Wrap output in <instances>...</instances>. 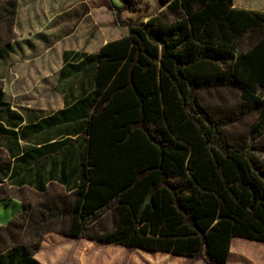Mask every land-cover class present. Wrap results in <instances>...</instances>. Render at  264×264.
I'll return each mask as SVG.
<instances>
[{"label": "trees", "instance_id": "16d2710c", "mask_svg": "<svg viewBox=\"0 0 264 264\" xmlns=\"http://www.w3.org/2000/svg\"><path fill=\"white\" fill-rule=\"evenodd\" d=\"M119 1L127 34L61 74L93 76L79 182L32 200L23 189L22 212L0 225V264H42L50 232L206 264L228 263L236 237L264 242V10L161 0L147 21H123L143 0ZM17 15L18 0H0V46ZM212 88L235 90L252 119L242 147L201 102Z\"/></svg>", "mask_w": 264, "mask_h": 264}, {"label": "crops", "instance_id": "0c3cea01", "mask_svg": "<svg viewBox=\"0 0 264 264\" xmlns=\"http://www.w3.org/2000/svg\"><path fill=\"white\" fill-rule=\"evenodd\" d=\"M107 1L18 0L15 37L9 46H0V61L6 59L4 52L12 50L13 42L18 39L36 41L39 45L47 42L48 55L54 48L49 42L67 40L73 36V28L77 29L81 24L90 26L91 30V34L79 36L81 40L92 36V33L96 35L98 25L100 34L91 39L94 43L89 49L83 50L79 44L76 48L60 50L62 62L57 72L58 81L53 84L55 92L50 96L20 97L9 93L7 87L0 83L3 94L0 96V204L18 205L19 209L13 216L23 210V189L39 192L52 185H60L74 190L79 182L89 142L87 121L95 109L90 95L93 76L85 78L83 69L75 79H61V74L63 71L68 76L71 65H78L84 55L96 54L107 42L127 34V27L123 31H101L104 21L116 23L115 13L109 10ZM160 2L158 0V8ZM234 6L238 7L235 3ZM63 34L65 36L62 37ZM98 42L99 48L93 49ZM66 52L67 59L64 58ZM38 84L52 89V83L49 85L45 80Z\"/></svg>", "mask_w": 264, "mask_h": 264}, {"label": "rangeland", "instance_id": "374dc122", "mask_svg": "<svg viewBox=\"0 0 264 264\" xmlns=\"http://www.w3.org/2000/svg\"><path fill=\"white\" fill-rule=\"evenodd\" d=\"M107 2L111 11H113L112 7L121 6L119 0H108ZM234 3L238 8L264 10V0H234ZM159 9L158 0H143L137 7V11H123L121 19L123 21L146 20ZM126 16H129L130 19H126ZM89 27L81 24L77 29L73 28L74 34L67 40L49 42L51 43L49 45L54 48L49 51L48 55L45 47L47 42H41V45L36 41L24 39L13 42V49L4 52L6 59L0 61V83L7 87L9 93L13 92L20 97L38 98L52 95L53 91L55 92L53 84L58 81L57 72L62 62L60 50L64 47L76 48L79 44H82L83 50L89 49L94 43V40L91 39L100 34L98 25L96 35L92 33V36L84 37L81 40L79 36L82 37L83 33L91 34ZM101 27V31L105 32L103 30L108 29L123 31L127 26L104 21ZM79 30L82 31L81 34H79ZM112 36L114 37V35ZM98 44L99 42L94 45L93 49L99 48ZM41 80L49 82V85L52 83V89L42 88L38 84ZM10 84L13 85V90L10 89ZM200 100L204 106H210L209 110L216 112L215 116L222 118V121L219 122L220 129L227 139L242 147V134L245 137L249 135L252 119L242 118V107L238 101L237 92L228 88H212L201 91ZM24 191V195L32 200L35 192ZM18 209L19 206L15 203L8 206L0 204V225L7 224ZM54 256L58 260L56 264H206L202 259L181 257L173 253L129 248L123 245L50 232L44 236L36 257L42 264H52L51 258L53 259ZM226 264H264V242L241 237L234 238L231 256Z\"/></svg>", "mask_w": 264, "mask_h": 264}]
</instances>
